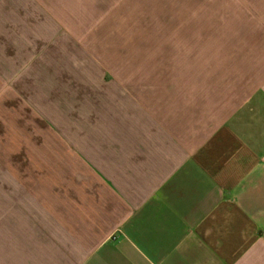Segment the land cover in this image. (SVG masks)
I'll use <instances>...</instances> for the list:
<instances>
[{
	"label": "crops",
	"instance_id": "0c3cea01",
	"mask_svg": "<svg viewBox=\"0 0 264 264\" xmlns=\"http://www.w3.org/2000/svg\"><path fill=\"white\" fill-rule=\"evenodd\" d=\"M217 40L115 75L49 171L0 170V264H264V44Z\"/></svg>",
	"mask_w": 264,
	"mask_h": 264
},
{
	"label": "rangeland",
	"instance_id": "374dc122",
	"mask_svg": "<svg viewBox=\"0 0 264 264\" xmlns=\"http://www.w3.org/2000/svg\"><path fill=\"white\" fill-rule=\"evenodd\" d=\"M179 39L188 58L217 39L264 44V0H0V170L49 171L51 145L66 154L98 122L114 76L165 71L142 60Z\"/></svg>",
	"mask_w": 264,
	"mask_h": 264
}]
</instances>
